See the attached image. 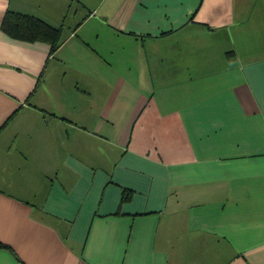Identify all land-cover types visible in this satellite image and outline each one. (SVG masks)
Listing matches in <instances>:
<instances>
[{"label": "crops", "instance_id": "obj_1", "mask_svg": "<svg viewBox=\"0 0 264 264\" xmlns=\"http://www.w3.org/2000/svg\"><path fill=\"white\" fill-rule=\"evenodd\" d=\"M80 7L0 0V264H264V0Z\"/></svg>", "mask_w": 264, "mask_h": 264}, {"label": "trees", "instance_id": "obj_2", "mask_svg": "<svg viewBox=\"0 0 264 264\" xmlns=\"http://www.w3.org/2000/svg\"><path fill=\"white\" fill-rule=\"evenodd\" d=\"M3 31L10 37L27 42H45L56 51L63 43L62 29L55 28L44 20L32 15L8 11L2 24ZM128 194L124 193L127 199ZM0 247H7L0 243Z\"/></svg>", "mask_w": 264, "mask_h": 264}, {"label": "rangeland", "instance_id": "obj_3", "mask_svg": "<svg viewBox=\"0 0 264 264\" xmlns=\"http://www.w3.org/2000/svg\"><path fill=\"white\" fill-rule=\"evenodd\" d=\"M78 1L80 2L81 6H82V7H80L81 16H79V17H81V19L83 20V19H85V17H87L89 15V13H90L89 11H91V9H95V8L99 9L98 10V13H99L98 17H100V15L105 13V10H107V6H108V3L110 0H78ZM69 22H70V18L65 23V27L67 30L66 32L70 31V29H75L74 25L70 24Z\"/></svg>", "mask_w": 264, "mask_h": 264}]
</instances>
